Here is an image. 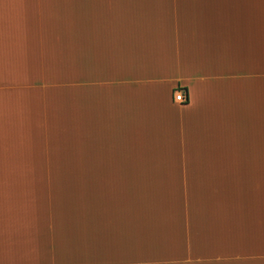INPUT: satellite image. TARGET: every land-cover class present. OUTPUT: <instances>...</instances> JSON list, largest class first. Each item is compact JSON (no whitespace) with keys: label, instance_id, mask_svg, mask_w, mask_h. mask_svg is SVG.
<instances>
[{"label":"crops","instance_id":"0c3cea01","mask_svg":"<svg viewBox=\"0 0 264 264\" xmlns=\"http://www.w3.org/2000/svg\"><path fill=\"white\" fill-rule=\"evenodd\" d=\"M0 264H264V0H0Z\"/></svg>","mask_w":264,"mask_h":264},{"label":"rangeland","instance_id":"374dc122","mask_svg":"<svg viewBox=\"0 0 264 264\" xmlns=\"http://www.w3.org/2000/svg\"><path fill=\"white\" fill-rule=\"evenodd\" d=\"M76 174H38L36 189L37 198L22 193L25 201H96L98 191L82 190L77 185ZM51 179V180H50ZM42 180V181H41ZM43 196V199L41 198Z\"/></svg>","mask_w":264,"mask_h":264},{"label":"built area","instance_id":"2783aa9c","mask_svg":"<svg viewBox=\"0 0 264 264\" xmlns=\"http://www.w3.org/2000/svg\"><path fill=\"white\" fill-rule=\"evenodd\" d=\"M173 101L177 104H185L187 102V97L183 91L176 90L173 94Z\"/></svg>","mask_w":264,"mask_h":264}]
</instances>
